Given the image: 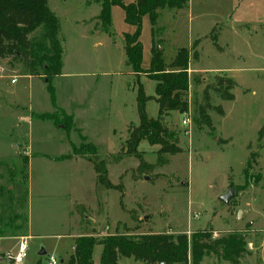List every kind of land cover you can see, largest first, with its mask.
Wrapping results in <instances>:
<instances>
[{
	"label": "rangeland",
	"instance_id": "374dc122",
	"mask_svg": "<svg viewBox=\"0 0 264 264\" xmlns=\"http://www.w3.org/2000/svg\"><path fill=\"white\" fill-rule=\"evenodd\" d=\"M46 1L58 19L63 52L62 73L51 81L53 99L43 79L28 76L10 58L0 59V186L14 189L16 196L27 191L33 235L22 264H48L52 254L58 259L60 251L71 249L75 234L125 230L188 237L196 230H210L213 237L237 231L246 248L238 264H264V0H189L186 8L159 11L165 61L175 49L189 47L188 68L206 72H189L187 114L172 111L163 119L177 132L181 151L157 165L158 146L141 140L136 156L107 163L117 189L97 186L88 160L55 157L71 153L81 136L97 146L101 158L123 152L127 128L139 122L135 76L147 96H154L155 81L143 72L130 73L122 46V32L130 26L122 16L104 33L89 21L98 11L91 0L89 5ZM150 38L143 16V69L150 64ZM217 68L231 72H214ZM225 91L232 99L220 97ZM157 109L154 99L146 101L149 117H156ZM60 111L73 114L72 129L41 117ZM229 188L234 194L227 204L219 197ZM16 245L12 238L3 241L0 264H14L3 256L16 254ZM41 248L46 253L38 256ZM100 252L97 244L94 259ZM119 263L148 264L125 256ZM200 264L230 263L210 253Z\"/></svg>",
	"mask_w": 264,
	"mask_h": 264
},
{
	"label": "trees",
	"instance_id": "16d2710c",
	"mask_svg": "<svg viewBox=\"0 0 264 264\" xmlns=\"http://www.w3.org/2000/svg\"><path fill=\"white\" fill-rule=\"evenodd\" d=\"M91 1L99 5L96 18L100 29L105 33H110L111 7L117 5L123 9L125 22L134 27L133 33L123 34L127 64L132 74L143 72L155 81L154 96L145 94L141 82L135 76L139 122L137 126L127 128L126 149L123 152L111 154L110 158H101L97 153V146L92 142H85V138L81 136L82 142L78 146L72 145L71 153L55 159H86L92 163L97 186L117 189L108 178L107 163L117 162L123 155L136 156V147L141 140L158 146L157 165L166 163L165 155L181 151L177 132L161 118L167 117L172 111L180 114H187L189 111L190 48L175 49L174 55L166 62L162 49L163 40L158 38L160 29L157 18L160 10L186 8L189 0ZM143 16L149 19L151 35L150 64L146 69L141 67L142 45L139 41ZM36 30L39 33L30 37ZM57 32L58 19L46 0H0V59L10 58L18 62L26 74L43 79L52 99L54 93L51 81L61 73L62 67V45ZM220 97L232 99L227 91L221 92ZM149 99H154L158 105L156 117H149L145 111V103ZM41 117L62 124L64 129L70 130L74 126L73 115L63 111L46 113ZM201 119L208 122L209 118L202 112ZM27 163L28 157L24 156L23 165L26 166ZM141 169L140 164L138 170ZM4 195L6 201L0 203V237L19 235V231L26 232L28 219L24 201L27 191L23 194L21 191L16 196L14 189L0 186V197H5ZM97 244L101 246L99 264H119V256L132 257L148 264H188L189 259L191 264H200L203 257L210 253L230 264H238L240 257L246 252L244 237L237 231L213 237L210 230H196L188 237L186 233H133L125 230L102 236L80 234L74 239L72 253L57 264H93L92 252Z\"/></svg>",
	"mask_w": 264,
	"mask_h": 264
},
{
	"label": "crops",
	"instance_id": "0c3cea01",
	"mask_svg": "<svg viewBox=\"0 0 264 264\" xmlns=\"http://www.w3.org/2000/svg\"><path fill=\"white\" fill-rule=\"evenodd\" d=\"M85 3L86 4H91V3H89V0H85ZM92 3L93 4H95V5H97V8H98V11L96 12V13H94L93 15H92V17L89 19V21L90 20H94V29L96 30L97 28H98V31H102L101 29H100V27H99V22H98V19L96 18V16H97V14H98V12H99V5L97 4V3H94L93 1H92ZM179 10V9H178ZM120 16H122L123 17V20H124V11H123V9L120 7V6H117V5H114V6H112L111 7V20H113V18H118V17H120ZM125 21V20H124ZM127 25H129L130 27H128L127 29H125V31L124 32H122V40H123V34L124 33H132L133 32V30H134V27L132 26V25H130V24H128L127 23ZM103 32V31H102ZM105 33V32H104ZM62 45V44H61ZM123 47H124V42H123V45H122ZM217 46H218V44H217ZM151 48V38H150V44H149V49ZM62 54H63V52H62ZM150 56H151V50H150ZM189 64H190V61H189ZM62 69H63V62H62V67H61V73H62ZM216 71H214V72H221V71H226V72H231V69H229V68H217V69H215ZM190 71H193V72H206V71H204V70H202V69H200V68H194L193 70L191 69V68H188V72H190ZM61 73L59 74V75H61ZM131 73V72H130ZM132 74V73H131ZM134 75V74H133ZM28 76H31V75H28ZM231 77H234V78H237V77H235L234 75H230ZM33 77V76H32ZM137 110V109H136ZM73 115V114H72ZM26 155V154H25ZM28 160H29V158H28ZM22 236H24V237H26V240H29V239H32L31 237H33V235L31 234V223H30V220L28 219V222H27V230H26V232L24 233V234H21V235H14V236H1L0 237V247L2 246V243H3V241L4 240H6V239H8V238H12L14 241H15V244H17L16 246L18 247V243H19V241H20V238L22 237ZM73 236V241H72V247H71V249L70 250H68V251H60L59 252V254H57V258L58 259H56V258H54V256H53V254L52 255H50L49 256V261H48V264H50V258H52V259H54L55 261H57V262H59V261H62V260H65V258L66 257H68L71 253H72V251H73V242H74V239H75V237L76 236H78V235H72ZM96 246V245H95ZM95 246H94V248H95ZM94 248H93V252H92V260H93V264H99V258H100V254H99V256H98V259L96 258V259H94V256H93V253H94ZM39 252V251H38ZM38 252H37V255L38 256H40L39 254H38ZM45 253H46V251H45ZM101 253V252H100ZM0 258H1V256H0ZM40 260L41 261V258L40 257H38L37 258V260ZM36 260V261H37ZM36 263V262H35ZM118 263H119V257H118ZM120 264V263H119Z\"/></svg>",
	"mask_w": 264,
	"mask_h": 264
},
{
	"label": "built area",
	"instance_id": "2783aa9c",
	"mask_svg": "<svg viewBox=\"0 0 264 264\" xmlns=\"http://www.w3.org/2000/svg\"><path fill=\"white\" fill-rule=\"evenodd\" d=\"M15 81V79L13 78L11 80V82ZM186 119L183 121L184 123H186ZM25 250H26V237L22 236L20 238V241L18 243V251L16 254L12 255L10 254V252H7L6 254H4V259H6L8 262L9 261H13L14 264H22L23 258L25 256ZM57 262L50 258V264H56Z\"/></svg>",
	"mask_w": 264,
	"mask_h": 264
},
{
	"label": "water",
	"instance_id": "95a60500",
	"mask_svg": "<svg viewBox=\"0 0 264 264\" xmlns=\"http://www.w3.org/2000/svg\"><path fill=\"white\" fill-rule=\"evenodd\" d=\"M162 120L164 119V117L162 116L161 118ZM234 191L232 188H229L223 195H221L219 197V199L225 203L228 204V202L230 201V198L233 196ZM240 215H241V211H239ZM39 255H43L45 254V250L43 248H41L38 252Z\"/></svg>",
	"mask_w": 264,
	"mask_h": 264
}]
</instances>
